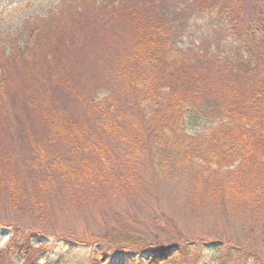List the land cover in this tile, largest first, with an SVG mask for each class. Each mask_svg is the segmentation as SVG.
<instances>
[{
  "label": "trees",
  "instance_id": "trees-1",
  "mask_svg": "<svg viewBox=\"0 0 264 264\" xmlns=\"http://www.w3.org/2000/svg\"><path fill=\"white\" fill-rule=\"evenodd\" d=\"M162 1L109 2L106 23L121 18L129 41L93 83H72L64 69L52 66L62 57L57 43L51 44L57 52L44 55V66L34 63L29 70L28 87L13 88L19 97L8 94V79L0 81L5 125L14 121L10 109L23 125L15 109L21 103L44 134L40 140L16 129L5 134L6 144L0 138V229L7 232L3 244L13 257L63 264L79 248L90 252L86 264H264L262 249L232 238H176L169 246H154L145 238L130 240V228L123 229V240L117 238L123 246L111 251L105 243L113 241L115 227L106 222L90 234V243L58 238L70 250L64 252L66 247L54 249L46 235L36 245L31 231L36 226L23 221L41 213L45 188L58 197L65 188L68 201L96 205L110 197H134L137 187L158 190V179L190 174L220 209L225 206L220 198L234 182L248 191L249 208L262 211L241 217L247 228L264 230V0H177L171 13L157 7ZM187 11L189 21L206 24L203 41L179 42L178 15ZM219 33L221 38L214 37ZM212 37L217 44L205 45ZM201 126L206 127L191 132ZM137 153L148 167L126 165ZM5 207L9 213L1 210Z\"/></svg>",
  "mask_w": 264,
  "mask_h": 264
},
{
  "label": "rangeland",
  "instance_id": "rangeland-1",
  "mask_svg": "<svg viewBox=\"0 0 264 264\" xmlns=\"http://www.w3.org/2000/svg\"><path fill=\"white\" fill-rule=\"evenodd\" d=\"M110 1L0 0V81L8 79L11 89L8 94L13 95L11 97H19L14 94L28 87L31 82L28 72L32 70L34 63L37 66L39 64L44 66L45 56L48 58L58 49L62 57L52 66L64 69V73L72 83H93L94 80L103 78L104 72H108L109 65L118 58L119 51L129 41L121 18L106 23L105 13ZM176 4L177 0H163L157 7L171 13L174 12ZM189 13L191 12L187 11L178 15L183 21V29L182 31L180 29L178 40L187 44L208 37L206 24L199 21L194 23L192 19L189 21L191 16ZM88 14H93V19L90 20ZM83 28L92 30L89 34ZM219 34L214 37L221 38L222 34ZM214 37L207 39L205 45L211 41L212 44H217ZM71 40L74 44L68 46V44L72 45ZM63 43L66 46L62 45ZM51 44L59 46L58 49H54ZM45 64L47 68L48 63ZM63 76L55 75L53 78L58 81L63 80ZM21 105L23 104L19 103L15 109L23 120V125H20L17 116L10 109V116L14 121L11 125L8 124V127L5 125L4 111L0 107V138L5 144L7 142L4 138L5 134H11L16 129L36 135L40 140L43 139V129H40L35 121L28 119V114ZM35 120L39 121L36 117ZM205 127L201 126L191 132H200ZM134 158L137 160L126 165L140 170L142 162L148 167L149 161L140 160L139 153ZM199 172L200 170H196L197 175ZM145 174L151 175L149 171ZM150 182L154 183L153 180ZM238 186L240 185L234 182L229 195L224 199L220 198L225 205L221 209L215 207L209 189H206L195 175L190 174L176 179L172 177L158 179V190L156 186L137 187L138 193L134 197L122 196L120 199L110 197L109 202H99L96 205L91 204L87 199L68 201L64 193L65 188L62 189V195L59 197L55 190L45 188L44 197L40 200L41 213L27 216L23 221L36 226L31 228L36 235V245L42 243V236L46 235L52 238L50 244L56 250L66 247L65 244L59 245L57 241L62 237L71 241L86 238V243H90V234L103 228L106 222L115 227L111 236L113 241L105 243V247L109 250L112 247L123 246L119 244L117 238L122 237L123 240L127 236L123 229L130 228L133 230L130 240L145 238L146 242L154 246L159 244L169 246L176 243V238L203 239L209 242L232 238L253 250L259 248L264 251V230L247 228V220L243 219L247 216L248 218L257 216L262 210L259 211V208L251 210L248 191ZM47 194L49 196H46ZM215 208L218 210L215 211ZM1 210L4 213L10 212L8 207ZM46 224L50 225L49 229H46ZM71 231L73 235L68 233ZM6 234L4 229H0V264H31L33 258L23 256L17 258L5 251L3 243ZM68 250L64 252H69ZM91 250H95V245L91 246ZM89 253L88 250L79 248L71 250L69 258L63 264H86Z\"/></svg>",
  "mask_w": 264,
  "mask_h": 264
}]
</instances>
